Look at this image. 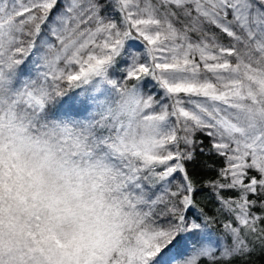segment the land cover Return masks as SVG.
Instances as JSON below:
<instances>
[{
	"label": "snow or ice",
	"instance_id": "6c2138e0",
	"mask_svg": "<svg viewBox=\"0 0 264 264\" xmlns=\"http://www.w3.org/2000/svg\"><path fill=\"white\" fill-rule=\"evenodd\" d=\"M197 151L224 161L212 214ZM258 251L264 0H0V264Z\"/></svg>",
	"mask_w": 264,
	"mask_h": 264
},
{
	"label": "trees",
	"instance_id": "16d2710c",
	"mask_svg": "<svg viewBox=\"0 0 264 264\" xmlns=\"http://www.w3.org/2000/svg\"><path fill=\"white\" fill-rule=\"evenodd\" d=\"M204 143L205 145L208 144L206 138L204 139ZM223 164L224 161L222 158L197 151L196 158L193 161L188 162L186 165L189 175L197 182V187L199 188L196 198L200 205L204 207L205 211L209 214H212L215 211L218 204L215 201L210 188L204 186V182L214 180L217 176L215 169L222 167ZM223 194L226 196L235 195V193L232 192H225ZM250 264H264V253L259 251L255 253L251 257Z\"/></svg>",
	"mask_w": 264,
	"mask_h": 264
},
{
	"label": "rangeland",
	"instance_id": "374dc122",
	"mask_svg": "<svg viewBox=\"0 0 264 264\" xmlns=\"http://www.w3.org/2000/svg\"><path fill=\"white\" fill-rule=\"evenodd\" d=\"M137 44V46H139V42H135Z\"/></svg>",
	"mask_w": 264,
	"mask_h": 264
}]
</instances>
